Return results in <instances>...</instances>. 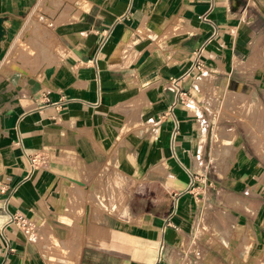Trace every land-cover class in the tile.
<instances>
[{
  "label": "crops",
  "instance_id": "crops-1",
  "mask_svg": "<svg viewBox=\"0 0 264 264\" xmlns=\"http://www.w3.org/2000/svg\"><path fill=\"white\" fill-rule=\"evenodd\" d=\"M0 17V264H250L211 233L264 242L239 115L264 111V0H0Z\"/></svg>",
  "mask_w": 264,
  "mask_h": 264
},
{
  "label": "rangeland",
  "instance_id": "rangeland-1",
  "mask_svg": "<svg viewBox=\"0 0 264 264\" xmlns=\"http://www.w3.org/2000/svg\"><path fill=\"white\" fill-rule=\"evenodd\" d=\"M247 63H250V61H247ZM251 90H252V88H250V91ZM244 92L246 93V91H244ZM251 92L252 93L250 95V98L255 99V98H258L257 96H259V97L262 96V94H261L262 91L257 87H255V90H252ZM219 97H221V95ZM214 101H215V98H214ZM214 101H213V105H215ZM228 105H230V104H228ZM250 111L251 110L249 108L248 112H250ZM246 112H247V110L243 109L239 112V115L243 114V115L247 116L244 121L246 123V126H249V124H250V126H249L250 127V143L252 142V139L254 138L256 141H258V144H259L258 148H257L259 150L258 151L259 153L254 152L252 147H251V144H250V195H253V194L258 195L257 198L253 199V201L250 200V209L256 210V209H261V207H262L261 206V204H262L261 200L262 199H260L259 197L263 191V181H264L263 180V178H264V146H262L264 143V134L261 132H256L255 129H257L256 126H258L260 129V125L264 122V119L262 116L264 114V111L262 112V114L259 112H256L258 114H257L256 118H254L253 120L250 119V116L252 113H255V112H253V111L250 113H248V112L246 113ZM248 115H249V117H248ZM226 116H229L228 118H230V119H234V120L238 119L237 112H234V111H230V112L226 113ZM254 116H255V114L252 115V117H254ZM236 122H234V123L230 122L229 124L236 126V124H235ZM226 138H227L226 131L224 130V136L220 139V141L222 139L224 140ZM239 139L241 140V137H239ZM237 140H238V137H237V139L235 138V141H233V143L232 142L230 143V141L227 142L225 144V145H227V149L221 153V155L224 156L223 157L224 161H223V169L222 170L224 171V169L227 168L225 170V171H227V173H229V171L232 169V165H233L232 154H233V152H235V153L239 152V150L236 149V141ZM218 144H220V143H218ZM225 145H224V147H225ZM240 150H241V152L242 151L245 152L244 149L242 150V146L240 147ZM218 151H219V149L217 150V152ZM225 158H227V159H225ZM254 181L259 183V184H254L255 188L252 189V186H253L252 182H254ZM141 186H144V184H142ZM129 204H130V200L127 201V203L125 204L126 208L127 207L129 208ZM259 219H260V217L258 218V220ZM258 220L256 218V221H258ZM251 222H252V220H251ZM255 224H256V222H255ZM260 225L257 224L256 227L259 230H262V227ZM217 232L218 233L216 234L213 231L211 233L213 237H211V238L215 239V237L218 236L220 241H221L220 243H224L227 245V247L224 248V250H223L224 251L222 254L223 256L234 255V256L241 257V256H243V255H241L242 248H243L242 246L246 245V244H250V264H262L261 262L264 261V242L262 240H259L255 233L253 234V232L250 231V242L248 240H246V238L244 237L245 241H243V243L240 245V247L238 249H236V247H235L236 243L232 241V239H236V238L235 237L231 238V235L234 233H232V234L228 233V230L225 227L221 228V230H219ZM204 236L210 238L209 237L210 235H208V234H205ZM208 253L210 255H213V256H215V254H216L215 251L213 250V248H208ZM243 257L246 258V255Z\"/></svg>",
  "mask_w": 264,
  "mask_h": 264
},
{
  "label": "built area",
  "instance_id": "built-area-1",
  "mask_svg": "<svg viewBox=\"0 0 264 264\" xmlns=\"http://www.w3.org/2000/svg\"><path fill=\"white\" fill-rule=\"evenodd\" d=\"M194 67L196 70H200L202 67L201 62H197L194 64ZM173 85L176 87V83L173 82ZM34 163V159H30V166H32ZM11 220L15 221L19 229L21 230L22 234L29 239L32 236L33 228L31 223L20 214H14L11 216Z\"/></svg>",
  "mask_w": 264,
  "mask_h": 264
},
{
  "label": "bare ground",
  "instance_id": "bare-ground-1",
  "mask_svg": "<svg viewBox=\"0 0 264 264\" xmlns=\"http://www.w3.org/2000/svg\"><path fill=\"white\" fill-rule=\"evenodd\" d=\"M220 129L221 128H216L215 129V132H214V146H213V150H212V155H213V157H215L216 156V154H217V150L219 149L218 148V146H219V142H220V139L223 137L222 135H221V132H220ZM224 129V128H223ZM222 129V130H223ZM223 140V139H222ZM206 211V210H205ZM206 214H207V211L205 212ZM205 214V216H207ZM206 222H207V226H209V228L211 227V226H219V223H218V221L215 219V217H213L212 215H210V214H208V216L206 217ZM201 236V235H200Z\"/></svg>",
  "mask_w": 264,
  "mask_h": 264
},
{
  "label": "water",
  "instance_id": "water-1",
  "mask_svg": "<svg viewBox=\"0 0 264 264\" xmlns=\"http://www.w3.org/2000/svg\"><path fill=\"white\" fill-rule=\"evenodd\" d=\"M4 20H5L4 17H0V41L3 40V38H4V30H3V26H2V22H3ZM0 49H1V48H0ZM145 54H146V51H144V52L140 55V57H139V58L137 59V61H136V64L141 62V60H142V58L144 57ZM51 72H52V69H50V68L45 69V70L43 71L44 77L47 79V78L49 77V75H50Z\"/></svg>",
  "mask_w": 264,
  "mask_h": 264
}]
</instances>
